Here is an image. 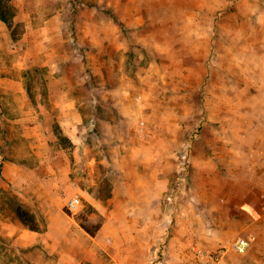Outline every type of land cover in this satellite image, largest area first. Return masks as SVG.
<instances>
[{
	"label": "crops",
	"instance_id": "0c3cea01",
	"mask_svg": "<svg viewBox=\"0 0 264 264\" xmlns=\"http://www.w3.org/2000/svg\"><path fill=\"white\" fill-rule=\"evenodd\" d=\"M186 1L36 4L45 9L39 30L45 54L52 60L57 47L68 53L43 63L45 94H38L34 110L14 67L2 66L0 136L13 154L7 159L0 154V191L12 189L22 198L36 192L38 199L55 203L52 210L44 206L45 220L39 212L24 221L19 211L27 213L25 206L0 208V264H149L163 243L171 264H197L192 244L219 251L220 264H264V0H196L192 12ZM0 22L7 38L12 20ZM223 34L234 40L227 51L237 65L234 87L245 86V92L234 93L226 137L215 128V143L188 147L192 170L184 187L172 129L153 127L150 103L136 95L143 69L137 56L150 46L154 58L146 69L151 70L160 56L171 64L177 52L191 53V40L206 44L217 35V53L223 54ZM54 39L63 45L50 46ZM179 45L184 50H175ZM243 79L245 85L239 83ZM47 119L71 141L69 155L64 148L52 153L57 136ZM88 120L102 123L94 146L87 142L93 131ZM75 196L92 200L102 214L95 233L65 212L63 200ZM240 241L248 244L244 253L231 248ZM9 247L18 255H9Z\"/></svg>",
	"mask_w": 264,
	"mask_h": 264
},
{
	"label": "rangeland",
	"instance_id": "374dc122",
	"mask_svg": "<svg viewBox=\"0 0 264 264\" xmlns=\"http://www.w3.org/2000/svg\"><path fill=\"white\" fill-rule=\"evenodd\" d=\"M39 2L41 0H0V19L1 17H7L12 20L8 25L9 32L7 33L9 36L7 38L5 32L8 30L0 22V74L2 72L3 75L6 73V70H4L6 68L2 67L3 65L8 63L9 67H14L16 82L24 81L29 95L34 100L31 103L33 110L38 107V103L35 102L38 94H45L42 85L48 77V73L44 69L45 67L42 66L43 63L55 61L56 57L60 59L66 58L65 54L68 53L65 52L66 48L57 47V45H63L64 41L54 39L49 45L57 47L55 48L56 57L50 60L51 56L48 57L45 54L46 43L42 42L43 33L39 31L45 9L44 6L42 8L39 5L37 6L38 8L36 7ZM186 2H189L188 10L192 12L195 8L196 0ZM41 3L44 5V2ZM31 5H33L34 13L28 15L26 11L29 10ZM254 9H256V6H254ZM23 10L26 14V20H24L22 14ZM176 10L178 11V9ZM65 12L63 13L64 17L70 19V15H67L69 12ZM175 14V17L179 19L183 16L179 11ZM219 16L218 13L214 16V19L217 21ZM211 17L213 18V16ZM191 18L194 19V16ZM215 26H217V23H215ZM68 28L72 29L70 24ZM69 29L68 32L70 31ZM219 36L217 35L216 38L213 36L209 40L210 43L207 42L206 44H201L204 41L200 39L191 40L193 45L190 47V54L177 52L169 58L173 60L171 64H167L165 59L160 56L157 60L158 66L151 70L146 69L149 68L150 60L154 58L151 53V47H144L142 56H137L139 65L143 69L140 71L139 78L137 77L136 95L140 97V100L147 101V104L150 103L152 113L148 119L153 127L168 126L170 130L172 129L173 132H170L169 136L173 137L175 155H177L178 176L180 175L181 156L186 146L189 147V150H192L196 145L199 146L206 142L215 143V136H217L214 133L215 128H221L224 133L223 137L227 136L230 122L234 120L231 118V113L234 112V93L242 94L245 92V86L234 87V82L236 83L234 67L237 65L234 64V54L227 53V51H231V47L234 48V40L227 39L223 34L221 39L223 54H218L217 52L221 50L218 44V41H220ZM13 48L15 49L14 52L11 51ZM60 50H63V52H60ZM175 50L182 51L184 49L179 45ZM20 67L26 69L22 72ZM239 83L245 85L246 80H240ZM91 122L92 120L85 122L86 125L93 128L92 135L89 136L87 142L94 146L100 140L98 131L101 130L102 123L94 125ZM47 123L53 127L57 136V140L56 137H53V142H51L56 145L52 148V153L55 152L54 156L61 148H64L69 155L71 145L69 138L62 132V136L59 135L57 123L55 124L53 119H47ZM5 138V135L0 136V144L4 142ZM4 146V143L0 145V154L4 156V159H7L12 156L13 152L8 151ZM51 155L53 154H48V157H51ZM35 162H37V159H35ZM190 169L192 170V167ZM29 195L31 196L29 197ZM29 195L22 198L12 189H3L2 192L0 191V208H6L7 204L25 206L28 210L27 216L30 217L28 219L38 218V214L41 212V216L45 220L47 211L43 212L42 210H44L46 203L47 210H52L55 200L51 202L44 198L38 199L36 192L29 193ZM69 200H63L65 201V212L84 229L95 233L102 224L103 216L93 204V201L82 198L79 210L76 213H71L67 207ZM49 205L51 206L49 207ZM31 224L35 226L36 222L31 221ZM82 243L86 245V242L82 241ZM8 250L9 255H18L14 247H9ZM2 253L4 252L0 248V256Z\"/></svg>",
	"mask_w": 264,
	"mask_h": 264
},
{
	"label": "built area",
	"instance_id": "2783aa9c",
	"mask_svg": "<svg viewBox=\"0 0 264 264\" xmlns=\"http://www.w3.org/2000/svg\"><path fill=\"white\" fill-rule=\"evenodd\" d=\"M190 171V160H189V153H188V146H186L183 155L181 156L180 161V175L178 176L179 183L181 186H186V182L189 177ZM171 200V198L169 199ZM82 204V200L79 196H75L68 202V210L71 213H76ZM165 243L157 250L156 255L152 258L149 264H169L167 254L165 252L164 246ZM248 247V244L244 241L237 242L232 245V250L244 253ZM190 250L195 255V259L197 264H220L222 260V255L219 251L215 250H206L200 246L192 244L190 246Z\"/></svg>",
	"mask_w": 264,
	"mask_h": 264
},
{
	"label": "trees",
	"instance_id": "16d2710c",
	"mask_svg": "<svg viewBox=\"0 0 264 264\" xmlns=\"http://www.w3.org/2000/svg\"><path fill=\"white\" fill-rule=\"evenodd\" d=\"M19 214H20V217H22V219L24 220L25 219V216H27L28 215V212L26 213V211H24V212H21V210L19 211ZM28 217V216H27ZM25 221V220H24ZM89 232V231H88ZM91 233V232H90ZM91 234H93V233H91Z\"/></svg>",
	"mask_w": 264,
	"mask_h": 264
}]
</instances>
